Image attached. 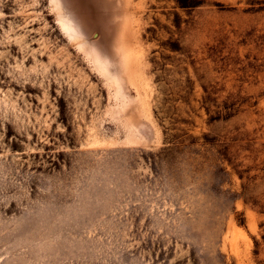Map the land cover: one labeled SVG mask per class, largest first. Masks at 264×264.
Segmentation results:
<instances>
[{
  "label": "rangeland",
  "instance_id": "obj_1",
  "mask_svg": "<svg viewBox=\"0 0 264 264\" xmlns=\"http://www.w3.org/2000/svg\"><path fill=\"white\" fill-rule=\"evenodd\" d=\"M0 264H264V0H0Z\"/></svg>",
  "mask_w": 264,
  "mask_h": 264
}]
</instances>
